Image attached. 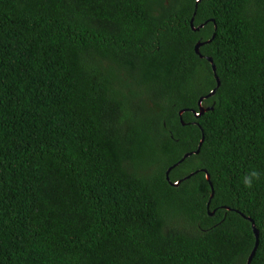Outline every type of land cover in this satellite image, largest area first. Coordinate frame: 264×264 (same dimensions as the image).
Returning <instances> with one entry per match:
<instances>
[{
  "label": "trees",
  "instance_id": "16d2710c",
  "mask_svg": "<svg viewBox=\"0 0 264 264\" xmlns=\"http://www.w3.org/2000/svg\"><path fill=\"white\" fill-rule=\"evenodd\" d=\"M252 167L264 0H0V264H264Z\"/></svg>",
  "mask_w": 264,
  "mask_h": 264
},
{
  "label": "water",
  "instance_id": "95a60500",
  "mask_svg": "<svg viewBox=\"0 0 264 264\" xmlns=\"http://www.w3.org/2000/svg\"><path fill=\"white\" fill-rule=\"evenodd\" d=\"M199 2H201V0H197V5H198ZM194 19H195V17H193L192 20H191V25H192L193 29H194V30H199V29H201V28L204 26V24H201L200 26L195 27V25H194ZM209 42H210V41H209ZM203 44H204V43H203V42H200V41L196 44L195 49H196V52H197L198 54H200V47H201ZM200 55H201V54H200ZM201 57H202V55H201ZM207 59L212 63V65H213V69H214V71L216 72V71H217V68H216V65L214 64V60H213V58H212V57H207ZM216 79H217L218 86H220V85H221V80H220V78H219V76H218L217 74H216ZM215 92H216V88H215L214 90H212L209 94H207V95H205V96H202V97L200 98V100H199V103H200V111L196 113V115H197L198 117H200L201 115H203V114L205 113L206 110L213 109V106H211V107H209V108H207V109L203 108V107L201 106V102H202V100H203L204 98H206V97H210V96H213V95L215 94ZM182 113H183V111L180 112L181 115H182ZM203 141H204V136H203V138H202V140H201V142H200L199 149L196 151V153H199L200 148H201V146H202V144H203ZM190 154H191V153H187V154L184 156V158H183L182 160H184L186 157L190 156ZM182 160H181L180 162H182ZM180 162H179V163H180ZM179 163H177L176 165H178ZM176 165H174V166H176ZM174 166H172L171 168H169V170L167 171V179L170 181V183H171L172 185L179 186L182 180H179V181H176V182H172L171 179H170V175H169V174H170V171L172 170V168H173ZM207 178L210 180V174H209V173H207ZM213 192H214V191H213ZM213 196H214V193L212 194V197H213ZM214 213H215V211H213V212L211 213V215H213ZM253 229H254V232H255V234H256L257 241H256V245H255V247H254V249H253V251H252V253H251V255H250L249 259H248L247 264H251V262H252V260H253V258H254V256H255V254H256L257 248H258V246H259V230L256 228L254 222H253Z\"/></svg>",
  "mask_w": 264,
  "mask_h": 264
},
{
  "label": "clouds",
  "instance_id": "9594fccd",
  "mask_svg": "<svg viewBox=\"0 0 264 264\" xmlns=\"http://www.w3.org/2000/svg\"><path fill=\"white\" fill-rule=\"evenodd\" d=\"M262 176H264V171L256 167H252L248 170V172L242 178V184L246 189H253L258 185Z\"/></svg>",
  "mask_w": 264,
  "mask_h": 264
},
{
  "label": "flooded vegetation",
  "instance_id": "af4514ba",
  "mask_svg": "<svg viewBox=\"0 0 264 264\" xmlns=\"http://www.w3.org/2000/svg\"><path fill=\"white\" fill-rule=\"evenodd\" d=\"M207 99H208V97L204 98V99L202 100V102H201V106H202L203 108H205V109L211 107V106L208 104V102H206ZM198 107H199L198 110L193 109V113H194L195 117H198V116L196 115V113L200 111V103H199V102H198ZM209 110H210V109H209ZM206 111H208V110H206ZM206 111H205V112H206Z\"/></svg>",
  "mask_w": 264,
  "mask_h": 264
},
{
  "label": "rangeland",
  "instance_id": "374dc122",
  "mask_svg": "<svg viewBox=\"0 0 264 264\" xmlns=\"http://www.w3.org/2000/svg\"><path fill=\"white\" fill-rule=\"evenodd\" d=\"M138 100L137 99H135V98H132V100H131V105L133 104V103H136ZM129 102L127 101V105H126V109L127 110H129V106H130V104H128Z\"/></svg>",
  "mask_w": 264,
  "mask_h": 264
}]
</instances>
